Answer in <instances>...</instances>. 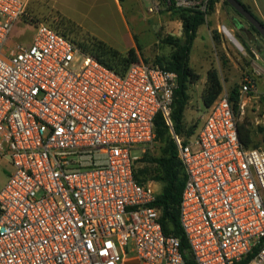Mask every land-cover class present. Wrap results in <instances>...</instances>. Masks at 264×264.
Instances as JSON below:
<instances>
[{
	"label": "built area",
	"instance_id": "1",
	"mask_svg": "<svg viewBox=\"0 0 264 264\" xmlns=\"http://www.w3.org/2000/svg\"><path fill=\"white\" fill-rule=\"evenodd\" d=\"M151 13L207 14L210 0H153ZM0 0V264H186L166 236L159 195L135 176L136 151L162 115L186 173L179 219L195 264H264V152L239 137L223 91L191 137L171 120L177 73L138 62L124 74L28 12ZM25 19L30 46L11 41ZM254 88L246 80L241 98Z\"/></svg>",
	"mask_w": 264,
	"mask_h": 264
},
{
	"label": "rangeland",
	"instance_id": "2",
	"mask_svg": "<svg viewBox=\"0 0 264 264\" xmlns=\"http://www.w3.org/2000/svg\"><path fill=\"white\" fill-rule=\"evenodd\" d=\"M153 3V0H30L28 12L36 20L48 24L78 45H89L99 40L119 51L135 46L140 53V61L158 65L159 60H168L174 51L171 46L162 43V38H182L183 29L174 11L162 9L160 12L151 13L149 9ZM215 20L221 27L226 23L233 32L227 35L222 29V33H219L217 26L212 27ZM205 25L212 29V33L218 34L219 41H215L214 45H207V61L197 59L191 63L203 78L190 85L183 135L190 130L195 135L202 125L201 116L207 113L202 99L205 87L203 80L206 79V68L214 67L220 71L225 84L224 90L230 94L233 89L239 90L246 80L254 84L257 81L258 88L255 84L252 91L240 99L238 119L240 124L246 123L252 131L253 146L264 152V76L258 77L255 73L252 65L254 58L249 54L241 36L244 33L253 38L264 39L223 0L216 2ZM201 32L203 39L209 41L206 26L201 28ZM221 40L226 47L218 44ZM162 147L160 141H155L146 153L140 154V151H136L139 159L135 163V170H145L146 174L141 175V178H147L158 191L161 190V185L153 180L158 166L152 160L161 156ZM11 170L8 161H0V190Z\"/></svg>",
	"mask_w": 264,
	"mask_h": 264
},
{
	"label": "trees",
	"instance_id": "3",
	"mask_svg": "<svg viewBox=\"0 0 264 264\" xmlns=\"http://www.w3.org/2000/svg\"><path fill=\"white\" fill-rule=\"evenodd\" d=\"M217 1L218 0H210L207 14L185 9L173 10L181 21L183 37L176 38L174 36H166L162 38V43L171 46L174 50L168 60H159L158 65L178 75L179 86L175 92L171 120L174 132L180 136L191 137L193 135L191 130L185 132L186 135H183L184 117L189 102L188 92L190 85L198 82L201 77L190 65V54L193 43L197 37V30L199 27L206 24L207 17L214 10ZM223 2L229 5L225 0H223ZM244 7L264 25V22L254 14L250 7L246 5H244ZM251 28L261 36L252 25ZM213 36L215 41L218 42V34L214 32ZM78 46L83 52L90 54L101 64L118 74H124L132 64L140 62L135 48H131L126 52H121L99 40H95L89 45ZM240 90L241 89H233L231 94L229 93L233 109L237 116L240 114ZM223 91L224 86L218 69L214 67L210 68L207 73L206 86L202 94L204 106L210 108ZM154 127L156 133L155 141L156 143L160 141L163 147L161 148V156L152 160V162L158 166V172L153 180L161 185V190L153 206L161 212V225L165 235L179 238L186 264H195L190 256L189 244L179 219V206L186 183V173L178 157V151L171 134V128L167 125L162 115L157 116ZM262 131L264 132V128ZM239 137L243 145L248 148H255L253 146L254 138L252 131L248 128L246 123H239ZM135 171L137 181L141 184H146L148 182L147 178H141V175L144 176L146 174L145 170ZM241 264H245V262Z\"/></svg>",
	"mask_w": 264,
	"mask_h": 264
},
{
	"label": "crops",
	"instance_id": "4",
	"mask_svg": "<svg viewBox=\"0 0 264 264\" xmlns=\"http://www.w3.org/2000/svg\"><path fill=\"white\" fill-rule=\"evenodd\" d=\"M240 2L242 4L250 7L252 9V11L254 12V14L256 16H258V18H260L264 22V0H240ZM126 26H128V25L126 24ZM204 26L207 27L209 41H206L202 37L203 34L201 32V28ZM215 26L218 27L217 29H218L219 33H222V29H223V32L227 35L233 30L226 23H224V26L221 27L220 25H218V21H216V20H215V22H213L212 27L214 28ZM34 34H35L34 26L31 23L27 22L25 19H21L13 27V30L11 33V41H12V43H15V44H22L24 46H30L32 44V41L34 38ZM213 35H214V32L212 33V29L209 28L208 25H202L197 30V37L193 43L192 51L190 54V65L193 69L195 67H193L191 63L194 60H197V59H200V60L204 59L205 61L208 60V57L206 56V48L208 47L207 45H214L215 39H214ZM128 36H129V34H128ZM241 37H242V40L246 43V45L248 47L247 50H248L249 54L252 55L254 58L252 65L254 66L255 73L257 74L258 77L261 75L264 76V42H263L264 40H260L259 38H253L250 35H245L244 33L242 34ZM129 38H131V37L129 36ZM133 43H135V42H133ZM218 44L221 45V47H223V46L226 47L224 41H222V40ZM131 48L136 49L135 46H131ZM128 50L129 49L124 50V51L120 50V51L126 52ZM225 51H227V50H225ZM137 53H138L139 59H141L140 53L138 51H137ZM209 69L210 68H206L207 73H208ZM198 74L201 77L200 80H202V78H203L202 75L200 73H198ZM219 74H220V71H219ZM220 77H221V74H220ZM221 80H222L223 86H225L222 78H221ZM206 82H207V75H206V79L203 80V83L205 86H206ZM255 84H256V87L258 88L257 81L255 82ZM255 84H254V86H255ZM8 176H9V174H8ZM7 179H8V177H7ZM7 179L5 181H7Z\"/></svg>",
	"mask_w": 264,
	"mask_h": 264
},
{
	"label": "water",
	"instance_id": "5",
	"mask_svg": "<svg viewBox=\"0 0 264 264\" xmlns=\"http://www.w3.org/2000/svg\"><path fill=\"white\" fill-rule=\"evenodd\" d=\"M234 8L250 25H252L264 38V25L247 9L239 0H225Z\"/></svg>",
	"mask_w": 264,
	"mask_h": 264
}]
</instances>
